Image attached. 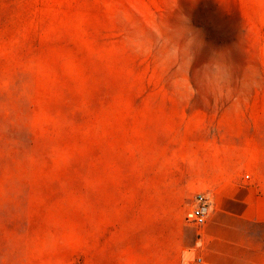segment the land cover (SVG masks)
<instances>
[{
  "label": "rangeland",
  "instance_id": "374dc122",
  "mask_svg": "<svg viewBox=\"0 0 264 264\" xmlns=\"http://www.w3.org/2000/svg\"><path fill=\"white\" fill-rule=\"evenodd\" d=\"M263 108L264 0H0V264H72L103 197H191Z\"/></svg>",
  "mask_w": 264,
  "mask_h": 264
},
{
  "label": "crops",
  "instance_id": "0c3cea01",
  "mask_svg": "<svg viewBox=\"0 0 264 264\" xmlns=\"http://www.w3.org/2000/svg\"><path fill=\"white\" fill-rule=\"evenodd\" d=\"M182 175L191 197L122 195L92 205L70 237L72 264H264V108L228 117L223 140L202 147ZM198 194L210 203L202 227L188 219Z\"/></svg>",
  "mask_w": 264,
  "mask_h": 264
},
{
  "label": "built area",
  "instance_id": "2783aa9c",
  "mask_svg": "<svg viewBox=\"0 0 264 264\" xmlns=\"http://www.w3.org/2000/svg\"><path fill=\"white\" fill-rule=\"evenodd\" d=\"M196 206L193 211L188 215V219L198 227H202L206 224L210 214V203L208 199L198 194L195 197ZM200 262V260H199Z\"/></svg>",
  "mask_w": 264,
  "mask_h": 264
}]
</instances>
